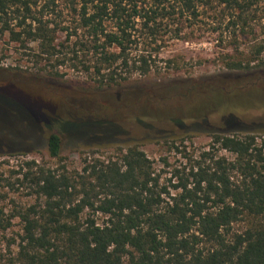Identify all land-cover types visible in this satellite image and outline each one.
<instances>
[{"label":"trees","instance_id":"obj_1","mask_svg":"<svg viewBox=\"0 0 264 264\" xmlns=\"http://www.w3.org/2000/svg\"><path fill=\"white\" fill-rule=\"evenodd\" d=\"M212 1L226 12L235 42L254 35V19L264 33V0H0V35L35 43L45 72L58 76L68 61L109 88L148 76L152 51L162 49L169 33L182 38ZM251 48L258 58L264 41ZM230 61V69H254L248 60ZM238 88L218 83L207 106L263 107L248 100L264 87ZM56 129L48 149L60 159L65 134ZM216 146L217 153L203 152L187 174L176 171L168 182L138 145L72 174L65 166L27 162L21 183L34 202L6 220L0 211L4 231L14 219L21 223L16 251L0 264H264V141L216 133Z\"/></svg>","mask_w":264,"mask_h":264},{"label":"rangeland","instance_id":"obj_2","mask_svg":"<svg viewBox=\"0 0 264 264\" xmlns=\"http://www.w3.org/2000/svg\"><path fill=\"white\" fill-rule=\"evenodd\" d=\"M200 13L182 38L170 39L169 33L162 49L157 54L152 51L155 62L148 76L134 75L109 88H101L81 67L71 69L68 61L59 66L58 76L45 72L46 58L35 52V43L23 46L0 35V211L4 220L14 208L34 202L21 183L30 161L54 169L65 166L72 174L81 172L86 162L117 159L119 150L138 145L162 181L168 182L176 171L187 174L203 152L217 153V146L212 149L213 134L249 133L264 141V92L248 100L262 103L261 108L238 105L216 112L214 106H207L218 83L239 85L238 92H247L248 86L264 87V53L258 58L251 54L252 45L264 41V33L254 19V35L235 42L222 7L212 1L203 4ZM231 59L248 60L254 69H230ZM226 118H233V124L227 125ZM56 127L65 134L60 159L50 157L48 149L49 136L58 133ZM11 223L5 231L0 226V262L17 249L14 240L21 233V223L19 219Z\"/></svg>","mask_w":264,"mask_h":264}]
</instances>
